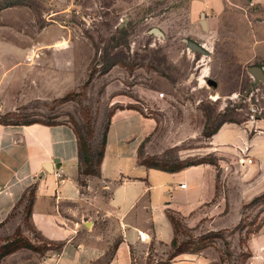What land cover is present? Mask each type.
Here are the masks:
<instances>
[{"label": "rangeland", "instance_id": "374dc122", "mask_svg": "<svg viewBox=\"0 0 264 264\" xmlns=\"http://www.w3.org/2000/svg\"><path fill=\"white\" fill-rule=\"evenodd\" d=\"M116 1L0 0V94L13 109L0 112V122L67 123L96 169L113 112L139 110L156 122L139 162L211 164L217 175L215 197L195 220L169 213L175 246L145 264L177 252L203 256L202 264H264V188L246 193L243 152L220 154L208 137L224 124L241 137L249 121L264 118V82L248 72L264 66V0H119L114 8ZM9 69L43 74L29 81L26 96L12 98L19 86L10 84ZM27 199L0 230V264L13 255L31 264L45 253Z\"/></svg>", "mask_w": 264, "mask_h": 264}, {"label": "crops", "instance_id": "0c3cea01", "mask_svg": "<svg viewBox=\"0 0 264 264\" xmlns=\"http://www.w3.org/2000/svg\"><path fill=\"white\" fill-rule=\"evenodd\" d=\"M118 7L119 0L114 4ZM6 74L11 85L19 86L12 98H22L31 89L29 81H37L43 72L9 69ZM12 110L0 94V112ZM230 125H222L209 142L220 154L240 151L252 159L249 165L239 164L251 176L246 193H259L264 188V142L259 143L264 141V118L249 121L241 137L228 131ZM155 127V120L139 110H115L99 173L84 177L69 124L0 123V230L8 228L11 213L33 187L29 225L41 239L61 246L46 250L31 264H145L151 255L158 259L170 250L175 235L167 214L172 211L186 223L195 220L215 197L217 175L211 164L177 172L141 165L139 150ZM14 256L1 264H29L18 263ZM204 261L203 256L180 254L164 264Z\"/></svg>", "mask_w": 264, "mask_h": 264}, {"label": "trees", "instance_id": "16d2710c", "mask_svg": "<svg viewBox=\"0 0 264 264\" xmlns=\"http://www.w3.org/2000/svg\"><path fill=\"white\" fill-rule=\"evenodd\" d=\"M1 123V122H0ZM29 123H31V122H29ZM3 124H5V123H3ZM220 128V126L219 127H217L215 130H213V132H211L210 134H209V138L210 137H212L217 131H218V129ZM75 134H76V137H77V143H78V154H79V162H80V174H81V176H96V175H98V173H99V165H100V162H101V159H102V156H103V150H104V146H105V141H106V133H105V135L103 136V138H102V150H101V152H100V154H99V159H98V161H97V166H96V169H94L93 168V165H92V158H91V155L88 153V151L87 150H85L84 149V145L82 146L81 145V137H79L78 136V134L75 132ZM142 146H143V143H142V145H141V148H140V150H139V154H138V162H139V158H140V151H141V149H142ZM141 165H144V166H146V167H148V168H153V169H158V170H162V171H165V172H177V171H180V170H183V169H185V168H160V167H158L157 165H146L145 163H143V162H139ZM201 164V163H200ZM202 164H204V163H202ZM195 165H199V163L198 164H193V165H191V166H195ZM84 167H85V169H84ZM81 183H84L83 181H80ZM33 195H34V189H33V187H30L26 192H25V194L23 195V197H22V199H21V201H20V203L25 199V197L26 196H28V205H27V211H28V218H29V215H30V211H31V205H32V199H33ZM19 203V204H20ZM18 204V205H19ZM17 205V206H18ZM12 214V213H11ZM167 216L169 217V220L171 221V224H172V226H173V228H174V238H173V240H172V242H171V247H174L175 246V243H176V229H175V225H174V223H173V221H172V219H171V217H170V215H169V213L167 214ZM29 223V222H28ZM30 226V225H29ZM32 229V228H31ZM33 231V230H32ZM35 232V231H34ZM42 241H44V242H46L47 244H46V246H47V248H45L44 249V252H46V250H48V249H50V248H59L60 246H61V244H53V243H50V242H47V241H45V240H43L42 239ZM54 245V247H52ZM182 252H177L176 254H173V255H170V257H168V259H172V258H174V257H176V256H178V255H180Z\"/></svg>", "mask_w": 264, "mask_h": 264}, {"label": "water", "instance_id": "95a60500", "mask_svg": "<svg viewBox=\"0 0 264 264\" xmlns=\"http://www.w3.org/2000/svg\"><path fill=\"white\" fill-rule=\"evenodd\" d=\"M155 32L158 33V31H156V30H155ZM183 41L185 42L186 47L190 51L197 52V53H200L202 55L205 54L206 50H205V48H203V46L198 45V44L191 42V41H187V40H183ZM248 72L256 81H263L264 82V66L263 67H250L248 69ZM207 84L214 87V88L217 86V84L212 80H208Z\"/></svg>", "mask_w": 264, "mask_h": 264}, {"label": "built area", "instance_id": "2783aa9c", "mask_svg": "<svg viewBox=\"0 0 264 264\" xmlns=\"http://www.w3.org/2000/svg\"><path fill=\"white\" fill-rule=\"evenodd\" d=\"M28 59V61H31L33 58L32 57H28L27 58ZM239 162L241 163V162H243V163H245V164H251L252 163V159H250V158H248L246 155H244V157H242V158H239ZM57 177H60V174H57ZM184 184H180V187L181 188H184Z\"/></svg>", "mask_w": 264, "mask_h": 264}, {"label": "bare ground", "instance_id": "6f19581e", "mask_svg": "<svg viewBox=\"0 0 264 264\" xmlns=\"http://www.w3.org/2000/svg\"><path fill=\"white\" fill-rule=\"evenodd\" d=\"M215 98L217 99V96Z\"/></svg>", "mask_w": 264, "mask_h": 264}, {"label": "flooded vegetation", "instance_id": "af4514ba", "mask_svg": "<svg viewBox=\"0 0 264 264\" xmlns=\"http://www.w3.org/2000/svg\"><path fill=\"white\" fill-rule=\"evenodd\" d=\"M197 44V43H196ZM199 45V44H198Z\"/></svg>", "mask_w": 264, "mask_h": 264}]
</instances>
